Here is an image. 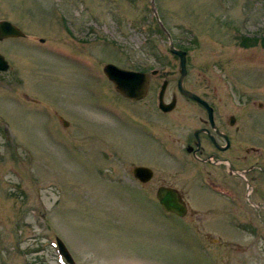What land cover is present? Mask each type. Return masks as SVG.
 Returning a JSON list of instances; mask_svg holds the SVG:
<instances>
[{
	"label": "rangeland",
	"instance_id": "374dc122",
	"mask_svg": "<svg viewBox=\"0 0 264 264\" xmlns=\"http://www.w3.org/2000/svg\"><path fill=\"white\" fill-rule=\"evenodd\" d=\"M151 1L0 0V20L25 33L0 40V264H68L56 237L74 264H264V206L234 186L230 203L198 189L178 162L177 110L155 114L164 80V99L178 95L170 37L186 51L184 85L241 105L248 145L264 148V0ZM108 63L156 69L146 97L121 96ZM143 109L161 131L135 150L130 117ZM160 185L181 192L184 217L160 206Z\"/></svg>",
	"mask_w": 264,
	"mask_h": 264
},
{
	"label": "flooded vegetation",
	"instance_id": "af4514ba",
	"mask_svg": "<svg viewBox=\"0 0 264 264\" xmlns=\"http://www.w3.org/2000/svg\"><path fill=\"white\" fill-rule=\"evenodd\" d=\"M183 86L200 99L185 95L179 91L176 84L178 95L173 94L170 101L164 99L166 90L163 93V100L166 103L174 101V108L164 112L159 109L157 102L155 111L157 116H164L172 113L174 109L177 110L178 126L185 131L179 135L181 138L179 164H187L194 170L197 177L196 187L209 195H216L211 198L217 197L223 202L226 200L230 203L231 196L228 193L234 186L241 190L243 204L254 209L264 206V148L258 149L248 145L247 136L244 134L246 116L244 119L243 107L240 105L232 108L230 102L226 100L228 106L223 103L226 106L221 108L204 94L187 88L184 80ZM158 97L159 91L157 100ZM130 120L131 128L140 142L138 146L135 145V150L148 145V141H152L154 131H161V123L153 124L148 120L146 109L133 112ZM137 166L148 167L143 164L134 165L131 169L134 180L141 185L149 183L154 176L153 170L148 167L152 171V176L148 181L141 182L133 172ZM207 167L211 169L208 170ZM209 188H213V191ZM218 191L224 192V195ZM182 198L184 199L183 196ZM184 201L189 210L187 201L185 199Z\"/></svg>",
	"mask_w": 264,
	"mask_h": 264
},
{
	"label": "water",
	"instance_id": "95a60500",
	"mask_svg": "<svg viewBox=\"0 0 264 264\" xmlns=\"http://www.w3.org/2000/svg\"><path fill=\"white\" fill-rule=\"evenodd\" d=\"M151 9L155 12V4L154 1H151ZM164 29V28H163ZM167 33V31L164 29ZM24 33L13 23L7 20H0V40L8 37H21ZM168 37L169 34L167 33ZM169 51L179 57V78L177 80V86L179 91L184 93L185 95L199 100L200 98L183 88V78L187 73L186 69V52L184 50L175 48L171 38L169 37ZM9 68V64L7 60L4 58L2 54H0V71H7ZM103 72L106 77L113 83L115 90L126 98H130L132 100L142 99L148 90L150 75L148 73L142 71L135 70H125L119 68L113 64H106L103 68ZM156 71L153 70L152 74H155ZM167 81L164 80L161 84L159 90L158 97V107L164 111H170L174 108V101L170 103H165L163 101V93L166 89ZM64 125H67V121L64 120ZM134 175L139 178L141 182L148 181L152 176V171L148 167L137 166L133 170ZM156 199L159 204L163 207L166 212L176 214L177 216L183 217L186 215L188 208L187 205L182 198L179 190L174 187L168 186H159L156 189L155 193ZM58 251L63 257L70 263L74 264L73 259L69 255L67 249L65 248L63 242L56 237Z\"/></svg>",
	"mask_w": 264,
	"mask_h": 264
},
{
	"label": "trees",
	"instance_id": "16d2710c",
	"mask_svg": "<svg viewBox=\"0 0 264 264\" xmlns=\"http://www.w3.org/2000/svg\"><path fill=\"white\" fill-rule=\"evenodd\" d=\"M240 39H242L240 43L243 44V45H244V44L246 45V43H247V38H245V37H241ZM262 44L264 45V38H262Z\"/></svg>",
	"mask_w": 264,
	"mask_h": 264
},
{
	"label": "bare ground",
	"instance_id": "6f19581e",
	"mask_svg": "<svg viewBox=\"0 0 264 264\" xmlns=\"http://www.w3.org/2000/svg\"><path fill=\"white\" fill-rule=\"evenodd\" d=\"M156 193V192H155ZM177 216V215H176ZM178 217H180V216H178ZM184 217V216H183Z\"/></svg>",
	"mask_w": 264,
	"mask_h": 264
}]
</instances>
